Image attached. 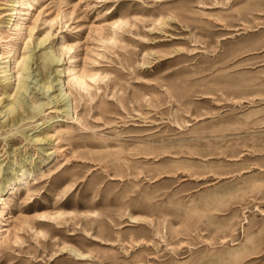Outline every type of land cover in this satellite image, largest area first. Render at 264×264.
Returning <instances> with one entry per match:
<instances>
[{
	"label": "rangeland",
	"instance_id": "rangeland-1",
	"mask_svg": "<svg viewBox=\"0 0 264 264\" xmlns=\"http://www.w3.org/2000/svg\"><path fill=\"white\" fill-rule=\"evenodd\" d=\"M47 2L0 128V264H264V0ZM20 8L0 0V53Z\"/></svg>",
	"mask_w": 264,
	"mask_h": 264
},
{
	"label": "bare ground",
	"instance_id": "bare-ground-1",
	"mask_svg": "<svg viewBox=\"0 0 264 264\" xmlns=\"http://www.w3.org/2000/svg\"><path fill=\"white\" fill-rule=\"evenodd\" d=\"M31 1L38 3L40 0H15L21 8L14 9L9 15L13 16L18 14V18L14 20L12 23H10L9 28L13 31V37L9 39V43L6 45L4 51L0 53V59H5L8 58V60H5L3 63H7L6 66L0 67L2 69V72L5 73V88L9 87L11 85V78L15 77V80H17V84L15 87V90L12 94V97L8 100L5 105L2 106V103L0 102V118H4V120L0 121V128H3L5 126H10L14 124L15 119L17 117L16 113L21 112L22 108L25 104L23 99L21 98L24 93L29 89L28 85V79L31 76L33 66V59H34V50L37 48L45 47L46 39H39L37 41H33V32L35 28H37V23L39 20H43V23H45V19L40 17V14H38L36 17H33L29 11H26V13H23V10L25 9H32L33 4ZM47 5L53 4L54 0H47ZM64 2V0H59V2ZM18 7V6H15ZM31 16V17H30ZM30 19L29 24H27L26 20ZM23 45V49L26 50V53L23 55L22 53H17L18 47L20 45ZM6 50V48H8ZM53 52V51H52ZM7 55L6 57H3V55ZM57 59H55L53 56L49 57L48 64L50 65L51 63H55ZM12 65V66H11ZM35 69V68H34ZM75 81L77 83H81L82 76L80 74L75 75ZM55 87V85L51 82L49 85H47V88L45 89V92L48 90H51ZM59 91L61 92V89L59 88ZM63 91V90H62ZM62 93V92H61ZM64 95V98H68V95L64 92L62 93ZM8 98V96L6 97ZM55 98V97H54ZM25 99V97H24ZM51 101H54L53 98H50ZM56 102V101H55ZM67 104V102H66ZM69 106V105H68ZM66 111H68L66 109ZM49 129H53V134L51 136H43L41 138H35V141L41 143H50V141L54 140H62L63 136L66 134V132L61 129L60 127L58 128L56 125H49L47 126ZM58 142V141H57ZM49 153V152H48ZM39 173H43L40 171ZM29 173H25L24 175L22 174H17L13 176V182L17 181H24L25 182V187L28 185V181L26 180ZM10 181H8V184ZM18 188V187H17ZM17 188H11L8 189V187L5 189L7 193H10L11 195H15ZM11 200V199H10ZM2 205L0 209V217L3 215V209L5 208L6 202H1ZM12 215H8V221H11ZM0 220V224H1ZM5 224H2L0 226V245L4 244V248L7 249H13L17 235L15 232H11L8 227L4 228ZM2 227V228H1ZM6 232L5 235L3 233ZM11 236V238L9 237ZM13 240V241H11ZM12 243V244H11ZM4 263V260H3Z\"/></svg>",
	"mask_w": 264,
	"mask_h": 264
}]
</instances>
